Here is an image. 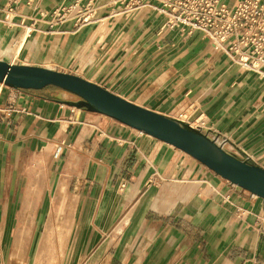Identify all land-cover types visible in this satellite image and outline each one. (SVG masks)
<instances>
[{
    "label": "crops",
    "instance_id": "crops-1",
    "mask_svg": "<svg viewBox=\"0 0 264 264\" xmlns=\"http://www.w3.org/2000/svg\"><path fill=\"white\" fill-rule=\"evenodd\" d=\"M62 2L0 0V59L77 74L187 125L200 118L264 168V75L202 32L168 28L157 0H97L77 29L54 21ZM76 100L0 82V264H264V199Z\"/></svg>",
    "mask_w": 264,
    "mask_h": 264
},
{
    "label": "water",
    "instance_id": "water-1",
    "mask_svg": "<svg viewBox=\"0 0 264 264\" xmlns=\"http://www.w3.org/2000/svg\"><path fill=\"white\" fill-rule=\"evenodd\" d=\"M0 82L22 89L60 87L78 100L70 102L109 116L187 153L215 174L264 199V168L228 152L199 129L134 103L77 74L0 59Z\"/></svg>",
    "mask_w": 264,
    "mask_h": 264
},
{
    "label": "built area",
    "instance_id": "built-area-1",
    "mask_svg": "<svg viewBox=\"0 0 264 264\" xmlns=\"http://www.w3.org/2000/svg\"><path fill=\"white\" fill-rule=\"evenodd\" d=\"M96 1L64 0L54 10L53 19L58 23L73 21L75 29L80 28L94 19ZM118 1L126 10H134L144 6L149 0ZM157 1L160 6L156 9L164 14V23L168 28H178L185 35L202 32L213 50L232 58L246 70L264 75V3L259 0H238L228 6L224 0ZM10 6L11 1L5 8L10 10ZM189 126L202 131L200 118ZM209 137L217 142L220 136L214 134ZM223 142L224 139L221 138V142L217 143L222 145Z\"/></svg>",
    "mask_w": 264,
    "mask_h": 264
},
{
    "label": "trees",
    "instance_id": "trees-1",
    "mask_svg": "<svg viewBox=\"0 0 264 264\" xmlns=\"http://www.w3.org/2000/svg\"><path fill=\"white\" fill-rule=\"evenodd\" d=\"M50 87L54 88L56 92H68V91H66V90H64V89H62L60 87L51 86V85H50Z\"/></svg>",
    "mask_w": 264,
    "mask_h": 264
},
{
    "label": "bare ground",
    "instance_id": "bare-ground-1",
    "mask_svg": "<svg viewBox=\"0 0 264 264\" xmlns=\"http://www.w3.org/2000/svg\"><path fill=\"white\" fill-rule=\"evenodd\" d=\"M4 36H5V34H4ZM183 118H185V117L183 116ZM213 135H214V133L212 134V133L209 132V136H213ZM217 142H218V143L221 142V138H220V137L218 138ZM14 259H15V257H14ZM11 262H12V261H11ZM52 263H53V262H52Z\"/></svg>",
    "mask_w": 264,
    "mask_h": 264
},
{
    "label": "rangeland",
    "instance_id": "rangeland-1",
    "mask_svg": "<svg viewBox=\"0 0 264 264\" xmlns=\"http://www.w3.org/2000/svg\"><path fill=\"white\" fill-rule=\"evenodd\" d=\"M205 38H206V36H205ZM185 117V116H184Z\"/></svg>",
    "mask_w": 264,
    "mask_h": 264
}]
</instances>
